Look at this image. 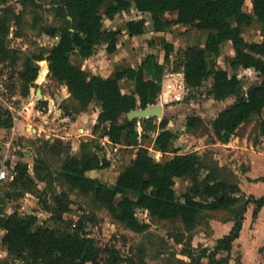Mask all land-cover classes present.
I'll return each mask as SVG.
<instances>
[{"label": "trees", "instance_id": "16d2710c", "mask_svg": "<svg viewBox=\"0 0 264 264\" xmlns=\"http://www.w3.org/2000/svg\"><path fill=\"white\" fill-rule=\"evenodd\" d=\"M28 0H24V3ZM53 6L56 23L41 26L40 31L56 39L48 49L32 51L23 57L18 53L21 38L20 13L0 0V65L21 67L17 70L21 95L28 96L35 85L40 65L46 60L45 74L64 85L69 93L68 102L62 103L64 116L86 111L95 103L98 108L96 121L90 131L93 136L81 139L79 149L73 153L69 142L55 137L44 139L37 148L31 165L17 161L14 173L6 181L8 189L0 194V244L7 257L16 264H146V251L136 246L134 252L122 254L113 244L100 247L95 238L86 231L87 220L92 216L80 212L75 220L64 218L71 213L70 194L77 191L91 196L104 207L115 223L137 233L147 231L150 224L137 216V210L147 211L152 219L169 220L191 233L210 212L226 211L225 221H232L229 231L217 238L213 247L200 252L181 249L185 255L173 264H227L234 241L240 235L242 223L249 204H253L252 220L264 205V193L260 196L245 194L239 183L217 160L208 163L207 153L196 150L180 152L175 144L179 131L169 128L171 119L163 115L126 119L131 109L144 108L156 102L161 90L165 64L170 62L174 45L164 39V61L160 63L155 53H147L137 65H126L114 69L107 75L91 73L75 62L72 55L81 60L92 56L100 45L107 53H114L122 33L131 39L144 33L145 17L127 19L123 29L104 25L105 18L113 19L121 11L134 7L141 13H149L153 32L164 31L171 24L184 23L196 29H208L203 45H187L173 70L182 71L187 86L184 99L194 89L202 87L211 78L205 94L216 101L231 98L232 102L221 108L211 120V142L226 143L233 135L245 136L256 141L264 136V0H250L251 12L246 11V0H47ZM105 7L101 11V7ZM167 14H174L167 17ZM254 21L259 23L260 39L248 41L243 31ZM15 25V26H14ZM230 43L233 54L228 58L234 70L216 67L209 56L219 54L222 47ZM20 61V63H19ZM239 68L257 72L259 81L244 82L237 74ZM13 74H9L12 79ZM123 80L132 82L129 91H123ZM8 85V84H7ZM42 94L43 91H42ZM41 107H48L47 100H39ZM254 121L256 133L239 130ZM142 124L141 133L137 123ZM206 126L200 114L185 116L187 130ZM0 127H12V116L0 108ZM101 131L108 141L95 137ZM156 132L155 136L154 133ZM153 138V139H152ZM152 141V142H151ZM162 154L170 152L169 158H155L149 144ZM102 146H101V145ZM126 150L135 148L136 153L116 176L113 183L91 176L90 171L108 168L111 158L107 145ZM100 145V146H99ZM62 156L55 172L52 163L42 153ZM204 170L203 174L200 171ZM178 178H190L182 192L175 184ZM264 181V175L257 177ZM39 182H43L41 187ZM56 183L61 184L57 190ZM31 193L38 198L49 218L38 220L33 213L19 210L18 206L8 210L7 202ZM118 200L116 201V197ZM182 242L183 235L178 236ZM206 259V261H205ZM239 261V260H238Z\"/></svg>", "mask_w": 264, "mask_h": 264}, {"label": "rangeland", "instance_id": "374dc122", "mask_svg": "<svg viewBox=\"0 0 264 264\" xmlns=\"http://www.w3.org/2000/svg\"><path fill=\"white\" fill-rule=\"evenodd\" d=\"M6 5H9L20 13V31L22 33L20 40L18 41V53L20 57L32 51H38L40 49H48L56 39H53L40 31L41 26L46 24L56 23V18L53 13V6L47 0H28L24 3V0H8ZM5 6V5H0ZM246 11L251 12L250 0H246L244 4ZM105 7H101V11H104ZM139 16L145 17L146 23L144 26V33L142 36H136L131 39L123 26L127 19L137 18ZM167 17H172V14H167ZM152 20L149 13H139L134 7L129 10L121 11L115 15L113 19L105 18L104 25L112 28L121 27L123 29L120 40H124L120 47L114 53H107L104 45H100L97 51L84 62V67L91 73H99L107 75L114 69L125 66L126 64H138L144 55L149 52L156 54L157 58L162 60L164 55V46L162 39L172 43L174 49L171 53L170 62L165 64V71L170 72L174 69L176 62L180 60L181 50L192 44L201 45L205 42L208 29H194L188 27L184 23L171 24L164 31L153 32L151 27ZM15 26V25H14ZM244 37L248 41H254L260 39L259 23L254 21L249 26H246L243 31ZM125 36V37H124ZM233 48L230 43L225 44L216 56H209V61L216 67H222L228 69L229 72L234 70L229 65L228 58L233 54ZM77 55H72L73 61H77ZM39 61L40 69L46 65L45 60ZM164 61V60H163ZM20 63V61H19ZM83 64H81L82 66ZM21 67L19 64L14 66L13 72L8 68L0 65V78L2 79V86L7 90V103L10 102L15 105V117L12 119V126H16L17 140L15 142L16 151L14 161L27 162L32 164L33 158L36 155L37 148L41 146L44 139L52 141L53 138L59 137L64 142H69L72 152L75 153L79 149V142L81 139L88 138L91 135L90 131L88 135L80 134L78 128L83 126L85 128L93 129L95 123L94 111L97 106L92 103L88 106L86 111L74 113L72 116H67L64 119V113L62 109V103H67L69 93L66 87L52 78H49L44 73V78L40 80L38 77L35 80V85L30 87V93L28 96L21 95L20 80L17 76V70ZM39 69V71H40ZM238 76L244 81H259V77L256 71L252 69L239 68L236 70ZM12 79H9V74H13ZM211 83V78L204 81L202 87L194 89L191 92L189 99L183 103H176L169 101L165 103L164 110L166 114L172 117L171 128L179 131V136L175 140V144L180 146L182 152L196 150L199 153L206 152L208 163L214 160L219 162L217 156L218 151L221 150L220 142H211V120L215 117L216 113L226 105L232 102V99H226L216 101L209 98L204 93L207 86ZM8 84V85H7ZM125 83L122 82L124 90L127 89ZM37 89L43 91L45 96H40ZM36 91V93H35ZM15 96L12 100L9 97ZM41 100L48 101V107H41ZM169 98V97H168ZM53 103L59 112H54ZM0 101L1 110H6V105ZM51 107V108H50ZM49 108L51 111H49ZM193 109H198L197 114H200L205 120L206 126L210 132L206 131L204 127H199L195 130H187L185 127V116ZM84 114V117H80ZM157 119L159 117H156ZM31 127V131L28 130ZM11 128V127H10ZM10 128L0 129V139L2 136H6L10 132ZM137 130L142 131V124L137 123ZM243 132L248 131L250 133H258L254 121L243 125L241 129ZM78 134V135H77ZM95 137L102 138L101 131L94 133ZM65 136L64 138L61 136ZM262 137V136H260ZM260 137L257 140H260ZM256 140V141H257ZM74 142L78 143L77 147L74 146ZM101 145V144H100ZM99 145V146H100ZM102 146V145H101ZM107 155L111 158V165L108 168L93 170L90 174L100 178L103 181L113 183L117 174L130 162L129 158L131 154L129 152L124 153L122 149H118L115 146L109 144L106 146ZM261 149L264 148L260 146ZM42 153L52 163L53 170L56 172L62 161V156H56L49 154L47 148H43ZM152 155L158 158L159 155L156 151L150 149ZM229 160V159H228ZM234 160V159H233ZM229 162V161H228ZM228 162L223 166L233 174L232 179L237 181L245 194L253 192L259 195L263 192V189L252 185H245V173L248 170V165L243 160H235L234 165H228ZM260 169H264V166H260ZM257 171V170H256ZM255 171V172H256ZM204 170L200 171L203 174ZM191 182L190 178H178L176 180L175 188L178 193L185 190L187 184ZM42 187L43 182H39ZM61 184L56 183L57 190L61 189ZM8 189L6 182L0 184V194ZM72 199L71 213H65L64 218L66 220H75L80 212H84L92 216L91 220H87L85 229L89 235L95 238L96 243L100 247L106 246V244H113L120 249L122 254L128 255L130 252H134L136 246L142 247L146 251V264H173L178 261L179 258H184V254L181 252L182 248L192 250L196 253L200 252L202 248H212L217 238L227 233L231 227L232 221H225L228 216L226 211H214L208 213L206 217L201 221L196 229L191 233L190 238L187 237V232L181 230V226L173 223L169 220L152 219L144 211L138 214V217L150 224L147 231L143 233L134 232L122 225L115 223L110 217L104 207H101L97 202L93 201L91 196L80 194L77 191H72L70 194ZM120 197H116V201ZM18 206L19 210H26L28 213H33L37 216L38 220H45L49 218V213L42 208V205L38 202V198L31 194L26 193L22 198L11 199L7 202L6 208L8 210ZM254 205L249 204L245 216L248 217L247 223L249 224L248 233L244 234L241 241H235L231 250V256L227 264H264V214L262 220L257 224L252 223L251 213ZM245 217V218H246ZM259 223V224H258ZM255 229V230H254ZM262 230L263 233L259 234ZM2 230L0 229V239ZM183 235L182 242L177 241V237ZM255 237V239H254ZM2 245L0 244V250ZM239 260V261H238ZM206 261V259H205ZM17 260L11 259L6 255H1L0 252V264H16Z\"/></svg>", "mask_w": 264, "mask_h": 264}, {"label": "crops", "instance_id": "0c3cea01", "mask_svg": "<svg viewBox=\"0 0 264 264\" xmlns=\"http://www.w3.org/2000/svg\"><path fill=\"white\" fill-rule=\"evenodd\" d=\"M139 13H141V12H139ZM173 16H174V14L172 15V17ZM185 29H188V26ZM140 36H142V35H140ZM123 42H124V40H120L119 45H118V48L120 47L121 43H123ZM201 45H203V44H201ZM87 60H88V58L81 60L78 57L76 62H81V64H83L82 65V68H85L84 67V62L87 61ZM163 60H164V55L162 56V60L160 58H158V61L160 63H162ZM45 62H46L45 67L44 68L41 67V69H40V70H43V73H45V70L47 68V61L45 60ZM139 62H140V60H139ZM126 65H132L133 66L134 64H126ZM135 65H137V64H135ZM38 75H39V73H38ZM123 83H125L126 85H128L127 86V89L126 90L123 89V91H129L132 88V82L131 81H129V80H123ZM36 91L38 92V89ZM41 93H42V91H41ZM43 96H45V95L42 94V97ZM218 103H222V102L220 101ZM178 104H180V103H178ZM50 108H49V111H51ZM53 108H54V112H59L60 111V109L57 108L54 103H53ZM97 113H98V108L96 109V111H94L95 120H96V117H97ZM80 117H84V114L81 115ZM64 119H67V116H64L63 120ZM158 119H160V118H158ZM171 119H172V117H171ZM171 119H170L169 124H168L169 125V128H171L170 125H172V120ZM1 128L2 127H0V129ZM82 128H85V127L79 126V128H78L79 132H81V129ZM87 129L89 131H91L88 127H87ZM171 129H173V128H171ZM138 132L141 133L139 130H138ZM155 134H156V132L154 133L153 136H155ZM89 135L93 136L92 134H89ZM61 136L63 138L65 137L63 135H61ZM102 139L104 141H108V138L106 136H104ZM219 144L221 146V150L218 151V154L216 156L219 159V164L220 165H223V164H225V163H227L229 161L228 162V165H234L235 166V164L233 163L235 160L236 161L237 160H243V161H245L247 163V165H248V170L245 173V181H247L245 183V185H252V186L258 188V190L263 189V192L261 194H259V195H256L253 192H249L248 194H253L255 196L262 195L264 193V181L258 180L257 177L264 175V169H260V166H264V148L263 149L260 148V146H263L264 145V136L260 137V140L254 141L251 138L248 139L245 136H241V135L236 134V135H233L228 142H226V143H219ZM77 146H78V143L74 142V146L73 147H77ZM121 146H123V145L120 144L118 146V149H120L119 147H121ZM149 149H152V150L156 151L157 154L159 155V157H161L163 155L164 158H169L172 155V153H170V152H167V153L162 154L161 151L156 150V149H153L152 143L149 144ZM123 152L124 153L129 152L131 154L129 160H131V158H133L135 156L136 149L135 148H132V147H129L128 149L123 150ZM180 152H182V151L180 150ZM91 173H92V171L89 172V174H91ZM242 190H243V188H242ZM142 211H144L145 214H147V211L146 210H141L140 213H142ZM263 214H264V205L262 206V208L258 212L257 218L255 220H252V213H251V221H252V223L255 222L254 224H257V219H258V221L260 223L261 220H262V215ZM247 219H248V217L244 218V221L242 223V229L240 231V235L238 236V238L235 241H238L239 242V241H241V238H242V236L244 234H249L248 233L249 224L247 223ZM262 233H263V231L260 230L257 235L255 234L256 239H257L258 236H260L259 234H262ZM254 239H255V237H254ZM235 241H234V243H235Z\"/></svg>", "mask_w": 264, "mask_h": 264}, {"label": "built area", "instance_id": "2783aa9c", "mask_svg": "<svg viewBox=\"0 0 264 264\" xmlns=\"http://www.w3.org/2000/svg\"><path fill=\"white\" fill-rule=\"evenodd\" d=\"M187 92L188 90L182 71H165L162 77L161 90L158 93L156 102L154 104L164 105L169 101L183 103ZM5 95H7V90H5V87L2 86V79L0 78V101L4 102L3 105H6L5 111H8L11 114L12 119L15 120V105L13 104V101L12 103H7L5 101L7 99ZM9 98L13 100L15 96H10ZM15 128L16 126H12L10 128V132L7 133L6 136H2V138L0 139V184L10 180L14 173V156L16 151L15 142L17 140V131ZM28 130L31 131V127H28ZM88 132L89 130L87 128L81 129V134L83 135H88ZM141 210L143 209L137 210V216L141 212ZM0 252L1 255H6V251L4 249H1Z\"/></svg>", "mask_w": 264, "mask_h": 264}, {"label": "water", "instance_id": "95a60500", "mask_svg": "<svg viewBox=\"0 0 264 264\" xmlns=\"http://www.w3.org/2000/svg\"><path fill=\"white\" fill-rule=\"evenodd\" d=\"M11 71L14 70V65L9 64ZM38 94L42 96L41 90L38 89ZM198 109H193L190 113H196ZM163 115H166L164 106L162 104H152L144 108L131 109L125 113L126 119L131 120L133 118H145L149 116H156L161 118Z\"/></svg>", "mask_w": 264, "mask_h": 264}, {"label": "bare ground", "instance_id": "6f19581e", "mask_svg": "<svg viewBox=\"0 0 264 264\" xmlns=\"http://www.w3.org/2000/svg\"><path fill=\"white\" fill-rule=\"evenodd\" d=\"M40 62L42 63V61H40ZM38 78H39L40 80H42V79L44 78L43 70H40L39 75H38Z\"/></svg>", "mask_w": 264, "mask_h": 264}]
</instances>
